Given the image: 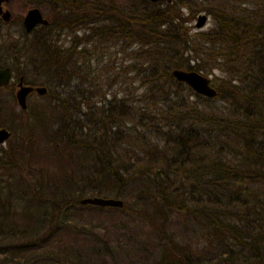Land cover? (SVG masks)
Wrapping results in <instances>:
<instances>
[{"label":"trees","instance_id":"1","mask_svg":"<svg viewBox=\"0 0 264 264\" xmlns=\"http://www.w3.org/2000/svg\"><path fill=\"white\" fill-rule=\"evenodd\" d=\"M53 2L69 43L32 45L27 83L46 92L0 122L21 132L0 154V262L94 264L109 249L83 215L132 202L155 239L144 264H264V0ZM200 10L212 25L189 32ZM98 43L120 61L96 57ZM172 68L212 74L216 94ZM87 194L123 203H79Z\"/></svg>","mask_w":264,"mask_h":264},{"label":"rangeland","instance_id":"2","mask_svg":"<svg viewBox=\"0 0 264 264\" xmlns=\"http://www.w3.org/2000/svg\"><path fill=\"white\" fill-rule=\"evenodd\" d=\"M52 1L53 0H45L44 4L38 5V7H40L45 17H48L51 12L50 6H52L53 4L51 3ZM118 1L124 3L125 0H118ZM33 3L34 0H11L6 6L10 7L13 16H17V15H23L25 9H27L30 6H33L34 5ZM182 11L183 14H185L187 12V9L183 8ZM198 13H204L207 16L204 23L200 27H196L194 25ZM186 25L188 26L189 32H193L196 30H206L212 25V19L209 16V14H207L204 10H200L192 15L191 19L186 23ZM19 28L20 27L16 23H12L8 27V29H10L8 31L11 34L4 33V43H6L8 39H10V37H13V35L16 34L17 31H19ZM66 31L67 30H61L59 33H56V31L54 32L52 28H49V30L48 28H43V29L37 28L36 30L37 40L35 43L44 42L46 45H48V43L51 44L50 46L52 48H60V49L64 48L68 45L72 34V33L69 34ZM83 33H85V30L83 28L77 31V35H82ZM87 42L88 43H85V45L87 47H90L91 45L90 41L88 40ZM80 45L83 47V42H81ZM97 45H98L96 46L97 54L95 55L96 57H99V54H101L100 52L103 51L104 57L108 56L109 59L111 60L108 62L110 63V65L113 62L114 58H115L114 64L120 61V59L118 58V54L115 55L113 54L114 51L113 46L105 47L106 43H101V44L98 43ZM2 51L3 52L0 58L1 61L10 62L11 60H13L12 58L13 56L10 54V52H8L5 49ZM80 59L82 58L80 57ZM92 60H93V65H96V68L98 69L102 67V63L106 62L105 60H102L101 62L98 63V61L95 60L94 57L92 58ZM22 61H23L22 58H20L19 63L11 62L13 64V66L11 65L12 80L6 86L0 88V104H1L0 122L1 123L4 122L8 123L7 119L11 118L12 115L17 117V119L15 117L13 119H15L18 123L20 121V116H22L23 114L22 108L18 106L14 97V92L16 89V78L18 77V75L22 73L26 75L25 79H23L25 83H27L29 80L31 81V79L33 78L39 79V77L35 75L36 73L35 69H33L32 67L27 68ZM98 69L97 71H99ZM201 73L205 74L203 72ZM214 73L218 74L219 72L218 70H214ZM205 75H208L210 77V81L212 84V80H211L212 74H205ZM36 101H38V95L36 92L30 93L26 97V103L29 104L30 106L32 103ZM2 126L8 128L6 124ZM8 130L11 131V134L0 143V154L5 149L10 148L9 143L15 144L16 142L18 144L17 141H19V134L21 133L20 129L17 128V131H12V129L8 128ZM7 139H9V141H7ZM129 205H130L129 209L127 208L124 209L123 211H118L117 209L111 210V208H101L100 210L87 211V214L83 215V219H81L80 228L83 230L84 234L88 236L92 234L102 238V240L105 241L106 243V247L109 249V252L102 253L100 257L94 258L95 259L93 262L94 264H144L143 262L146 259L145 257L147 256V254L145 253L149 252V249L151 252L153 251V247L150 245V242L155 239L150 234V229L147 221L141 216L140 212H138V209H140L139 206H137L132 202L129 203ZM87 210L89 209L87 208ZM170 222L173 224L170 226V228L169 227L168 228L173 230L174 232H176V229L181 228L182 226L181 223H179L178 217L174 214L170 217ZM197 231L199 232L200 230L197 229ZM188 235H190V233ZM187 236L179 235L177 236V239L183 241ZM5 241H7L8 243L11 242L15 243L18 240L8 238ZM103 241H100V243L98 242L97 246L103 244ZM203 244H205V241L204 239L203 240L201 239L199 245L201 246ZM191 245L194 246V244ZM102 249L103 248L98 249L100 254L102 252ZM0 264L3 263L0 262Z\"/></svg>","mask_w":264,"mask_h":264},{"label":"water","instance_id":"3","mask_svg":"<svg viewBox=\"0 0 264 264\" xmlns=\"http://www.w3.org/2000/svg\"><path fill=\"white\" fill-rule=\"evenodd\" d=\"M157 1V0H150ZM1 12V10H0ZM2 15L5 19L8 17V11H2ZM206 14L198 13L196 16V21L194 25L196 27L202 26ZM23 25L28 30L33 24L40 22L46 23L47 20L44 18L40 10L36 7H30L27 9L23 17ZM171 74L173 77L179 81L186 83L194 92L201 94L206 97H212L216 94L215 87L211 84L210 77L208 75L202 74L200 71L193 69H182V68H172ZM10 78V71L8 67H0V85L7 84ZM30 92H36L37 94H44L46 92V87L44 85H32L24 84L20 80L16 83V89L14 92L15 100L18 106L22 109L26 107V96ZM10 135V131L3 126H0V143L5 140ZM78 202L81 204H94L101 206H114L120 207L123 203L122 199L113 196H101V195H87L80 197Z\"/></svg>","mask_w":264,"mask_h":264},{"label":"flooded vegetation","instance_id":"4","mask_svg":"<svg viewBox=\"0 0 264 264\" xmlns=\"http://www.w3.org/2000/svg\"><path fill=\"white\" fill-rule=\"evenodd\" d=\"M10 1L11 0H0V10H1V12H0V58H1V54L3 52L2 50H4V49L7 50L8 52H10V54L13 56L12 57L13 60H11L10 62H3L0 60V67H8L9 71H10V78H9L7 84L10 83V81L12 80V68H11V65L13 66L12 63H19V59L22 58V60H23L22 62L24 63V65L27 68L30 66L28 64L29 59L32 57L30 48L32 47V45L37 40L36 39L37 28H41V29L48 28V30H49V28H52L54 32L56 31V33H59L61 30H63V29H57V28H54L53 26H51L50 18L53 19V15L61 12L60 9L58 7H56L57 4H55L53 1L51 2L53 4H52V6H50L51 12H50L48 17L44 16L40 7L33 5V6H36L40 10L42 16L44 18H46L47 22L46 23L37 22V23L33 24L28 30L24 27L22 20H23L24 14L26 13L27 9H29L30 7H33V6H30L27 9H25V12L23 13V15L13 16L12 12L10 10V7L6 6V5H8V3ZM4 10L8 11L7 19H5L2 15V11H4ZM12 23H16L20 27L19 31H17L16 34L13 35V37H10V39H8V41L6 43H4V33L11 34L8 31V30H10V29H8V27ZM20 77H21V82L24 84H27L23 80L25 78L22 74L18 75V77L16 78V83L20 80ZM7 84L0 85V88H2L3 86H6ZM30 93H32V92H30ZM30 93H28L27 96Z\"/></svg>","mask_w":264,"mask_h":264}]
</instances>
